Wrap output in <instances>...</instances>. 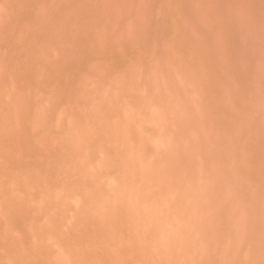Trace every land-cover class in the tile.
Listing matches in <instances>:
<instances>
[{
	"label": "rangeland",
	"instance_id": "1",
	"mask_svg": "<svg viewBox=\"0 0 264 264\" xmlns=\"http://www.w3.org/2000/svg\"><path fill=\"white\" fill-rule=\"evenodd\" d=\"M0 264H264V0H0Z\"/></svg>",
	"mask_w": 264,
	"mask_h": 264
}]
</instances>
